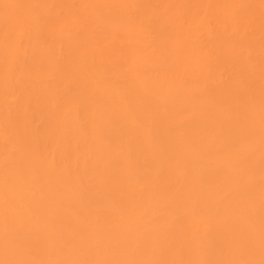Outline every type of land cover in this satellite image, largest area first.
Segmentation results:
<instances>
[{"label": "bare ground", "instance_id": "6f19581e", "mask_svg": "<svg viewBox=\"0 0 264 264\" xmlns=\"http://www.w3.org/2000/svg\"><path fill=\"white\" fill-rule=\"evenodd\" d=\"M0 264H264V0H0Z\"/></svg>", "mask_w": 264, "mask_h": 264}]
</instances>
